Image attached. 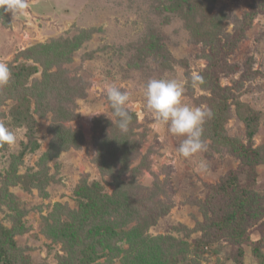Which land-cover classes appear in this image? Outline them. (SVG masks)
<instances>
[{"label": "rangeland", "instance_id": "1", "mask_svg": "<svg viewBox=\"0 0 264 264\" xmlns=\"http://www.w3.org/2000/svg\"><path fill=\"white\" fill-rule=\"evenodd\" d=\"M0 62L12 73L0 123L17 137L0 143V229L17 264H154L111 211L102 219L100 198L118 189L146 234L185 244L164 252L170 264L264 262V0H28L15 17L0 9ZM153 78L211 111L206 151L182 157V138L155 121ZM107 83L130 93L126 133ZM59 125L79 147L57 142Z\"/></svg>", "mask_w": 264, "mask_h": 264}, {"label": "clouds", "instance_id": "2", "mask_svg": "<svg viewBox=\"0 0 264 264\" xmlns=\"http://www.w3.org/2000/svg\"><path fill=\"white\" fill-rule=\"evenodd\" d=\"M27 7L28 0H0V9L11 12L13 17L23 13ZM11 76L9 66L0 62V87L8 85ZM191 79L193 85L203 83V77L198 74H193ZM102 91L112 111L111 116L106 115L126 133L133 120L130 93L114 83L105 84ZM183 93L184 87L177 80L153 78L147 81L144 96L146 108L155 121L165 125L172 135L182 138L178 147L179 154L184 158H191L206 151L203 126L206 119L211 116V111L185 104L182 100ZM16 142V135L0 123V143L14 146Z\"/></svg>", "mask_w": 264, "mask_h": 264}, {"label": "trees", "instance_id": "3", "mask_svg": "<svg viewBox=\"0 0 264 264\" xmlns=\"http://www.w3.org/2000/svg\"><path fill=\"white\" fill-rule=\"evenodd\" d=\"M18 78L20 77L18 76ZM66 113L67 115L62 114L63 116L60 118L61 120L70 119V111L67 110ZM25 118H27V115L22 114L21 119L25 120ZM28 128L30 131V135H34V133L36 132V120L34 118L28 121ZM58 128L59 129L56 130L55 132V137H56L57 142L63 145V148H68L71 146H74V147L80 146L79 145L80 144V134L78 132L70 130V129H66L62 127L61 125H59ZM252 131L250 132V136L252 135ZM109 141L113 142L114 144L120 145L118 142V137H116V135L110 137ZM26 151H27V146L24 147V150L22 153L24 154ZM98 163H100V166L102 169L104 167V171L105 169L111 166L104 159H100ZM111 171L112 173H114V170H111ZM96 185H99V184L96 183ZM147 195L141 199H145ZM95 198L96 197H94V200H91V198H89V200L86 201L85 203L82 202L80 206H82L85 211L91 210L95 205L93 203L95 201ZM100 199H101V202H100L99 207L101 208L100 211H101L102 219H104L103 215L104 217L111 216L110 215L111 214L110 211H111L115 215V217L118 219V221H120L119 225L121 227L122 226L129 227V230H128L129 233L127 234V236L129 237V240L139 241L140 244H143L145 246L144 250L147 253L152 254L151 261L153 260L154 264H170L169 255L164 254V252L167 249H176V246H178L180 247V253L181 254L184 253L182 250L184 249L185 244L182 241L177 240L176 238H172V237L152 238L149 234H146L145 230L147 227L144 228V225L142 223L144 220L143 215H142L143 210L137 205L134 206L132 202L130 201V199L126 196H123V193H121L119 189L116 190V192H114L111 195H109L108 193L103 194L102 198ZM127 204L129 208L126 210L125 208ZM82 217H85V215H82ZM3 229L4 228L0 229V259L4 262V264H17V261L14 260V257L11 254V252L4 247L3 239L5 238V232H3ZM118 234L119 236L124 235V233L122 232H118ZM165 240L170 241L169 244L164 243ZM261 264H264V262H262Z\"/></svg>", "mask_w": 264, "mask_h": 264}, {"label": "water", "instance_id": "4", "mask_svg": "<svg viewBox=\"0 0 264 264\" xmlns=\"http://www.w3.org/2000/svg\"><path fill=\"white\" fill-rule=\"evenodd\" d=\"M203 264H206V263H203Z\"/></svg>", "mask_w": 264, "mask_h": 264}]
</instances>
